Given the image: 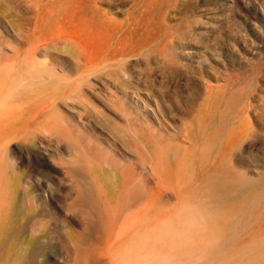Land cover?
<instances>
[{
	"label": "rangeland",
	"instance_id": "obj_1",
	"mask_svg": "<svg viewBox=\"0 0 264 264\" xmlns=\"http://www.w3.org/2000/svg\"><path fill=\"white\" fill-rule=\"evenodd\" d=\"M32 1L37 2L0 0V13L5 18L21 19L25 25H35L36 6ZM44 2L46 8L42 11L44 25L48 29L50 26L48 31L72 38L69 42L59 38L61 46L68 44V51L61 52L80 58L81 63L88 62L76 69L70 67V75L62 76L60 85L50 84L43 93H37L36 98L42 99L46 112L52 117L58 116L60 122L49 119L48 125L40 124L35 143L22 137L0 141V159L6 157L10 168L44 175V182L48 178L59 185L67 179L64 169L78 167L87 161L83 147V135L87 131L84 127L83 131L79 130V118L84 123L97 118L108 130L114 129L116 124L121 129L117 137L126 136L124 146L132 153L126 151V158L110 148L107 153L126 162L127 202L128 194L134 189L147 186L149 191L154 185V178L145 180L150 176L151 166L147 162L151 156L155 155L161 163L165 158V165L159 166L162 171L166 166H175L185 154L184 150L195 145L204 114L211 106L215 111L207 123L209 128L218 123L220 136L223 137L234 124L242 126L241 137L222 157L225 186L224 200L220 204L234 206L237 211L232 212L230 223L216 221L219 225L224 223L225 227L220 225L221 231L212 235L216 239H208V234L198 230L204 219L194 206L197 196H187L185 202L172 197L165 202L177 204L173 215L164 219L163 227L148 231L147 243L152 248L149 255H144L147 248L140 246L142 241L136 242L137 234L131 233V236L128 232L135 221L126 216L129 225L126 264H201L206 248L212 250L220 243L231 246L244 239L264 220V0ZM80 82L78 94L81 92L82 96L78 95L75 103L57 100L56 107L48 106L56 91L70 92ZM102 82L108 86V101L116 114L104 111L97 99L91 97V92L101 95L107 92L102 90ZM30 93L36 94L32 90ZM89 104L102 109L104 115L94 113ZM147 108L155 110L160 123L151 117V110ZM74 109L79 117L70 127L61 115L68 116ZM107 117L109 124L104 122ZM55 131L60 138L50 135ZM138 152H142V158L138 157ZM67 190L69 192L62 188L59 193L47 196L49 205L61 216L65 215L63 206ZM215 201H211L212 204H219ZM240 206L245 207L238 212ZM75 225L81 227L78 223ZM261 238H264V228L259 229L254 244L264 250ZM57 241V238L49 239L53 246ZM96 264H104V261H96Z\"/></svg>",
	"mask_w": 264,
	"mask_h": 264
},
{
	"label": "bare ground",
	"instance_id": "obj_2",
	"mask_svg": "<svg viewBox=\"0 0 264 264\" xmlns=\"http://www.w3.org/2000/svg\"><path fill=\"white\" fill-rule=\"evenodd\" d=\"M32 3L36 6L32 7L36 9L35 25H25L20 22L21 19L13 20L12 16L13 19L8 17L7 19L0 13V141L22 137L35 143L40 124L45 126L49 119L60 122L58 116L52 117L46 112L45 104L41 103L42 99L36 98L37 93H43L50 84L60 85L62 76L70 75V67L76 69L83 63L80 58L65 56V53L61 52L68 51L66 48L68 44L66 43L65 47L61 46L59 38L69 42L72 39L70 36L52 34L48 31L50 26L48 29L47 25H44L45 16L42 11V8H46L44 0ZM85 61L83 64L88 62ZM81 86L80 82L70 92H52L54 97L49 99L48 106L56 107L57 100H64L67 104L75 103V98L78 95L82 96L81 92L78 94ZM101 87L107 92L103 95L91 92V97L97 99L104 111L116 114L108 101L110 92L107 90L106 82H102ZM30 90L36 94L30 93ZM88 107L94 113L104 115L103 110L94 104H89ZM128 107L136 110L132 106ZM144 108L146 109V105ZM148 109L151 110V117L160 123L161 120L155 110ZM214 111L211 106L206 110L199 136L190 149L192 151L184 150L185 154L175 166H166L159 171V166L165 165L166 160L164 158L162 164L159 158L156 159L151 153L153 156L147 162L151 166V172L149 178L145 180L154 178L152 180L154 185L149 191L146 189L147 186L134 189L135 191L128 194L127 202L126 162L122 163L112 155L113 153H107L111 150L117 151L125 158L126 151L132 153L124 146L126 136L118 138L121 129L116 124L114 129L108 130L97 118L86 123L79 118V130L83 131L84 127L87 131V134L83 135L87 161L78 167L68 166V169H64L67 179L62 180L59 185L48 178L44 182V175L29 174L10 168L6 157L1 158L0 264H96V261H104V264H126V229L129 226L126 224V216L135 221L128 232L131 236L137 234L136 242L142 241L140 246L147 248V254L144 255H149L152 248L147 243L150 238L148 231L158 226L163 227L164 219L173 215L177 204L165 202L172 197L185 202L187 196H197L194 199V206L198 215L204 219L201 229L198 230L208 234L209 238L206 237L208 239L215 238H212V235L221 231L223 225L225 227L224 223H230V216L235 212L234 209L236 210L234 206L224 207L220 204L224 200L225 186L222 157L230 150L234 141L241 137L242 126L234 124L223 137L220 136L221 127L218 123L210 128L207 123ZM75 113V109L68 116L62 113L61 116L66 119L67 126L72 127V122L79 117ZM41 118H44V121H41ZM104 122L110 123L108 117ZM50 135L56 139L60 138L57 131ZM183 136L187 137V134L183 133ZM140 143L142 145V142ZM108 148L111 150H107ZM138 157H143L142 152H138ZM144 162L146 163V160ZM73 164L74 162L71 165ZM62 188L69 189L65 194L63 216L49 205L47 200V196L59 193ZM214 200L219 204H212L211 201ZM241 206L237 208L238 212L245 207ZM192 211L194 212V209ZM216 221L218 223L224 221L222 225L220 224L222 228ZM76 223L81 227L77 228ZM262 228L264 220L244 239L233 241L234 244L231 246L220 243L212 250L206 248L203 250L205 259L201 264H264V250L254 245L259 229ZM196 229L197 226L194 230ZM199 235L201 236V233ZM51 237L59 240L55 246L51 244L53 242L49 243ZM209 242L204 244H210Z\"/></svg>",
	"mask_w": 264,
	"mask_h": 264
}]
</instances>
